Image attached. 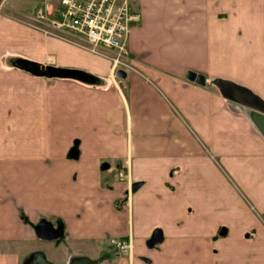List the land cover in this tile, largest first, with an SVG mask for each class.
I'll use <instances>...</instances> for the list:
<instances>
[{"label":"crops","instance_id":"1","mask_svg":"<svg viewBox=\"0 0 264 264\" xmlns=\"http://www.w3.org/2000/svg\"><path fill=\"white\" fill-rule=\"evenodd\" d=\"M4 2L21 14L45 0ZM131 7L141 18L133 69L117 85L111 62L78 36L0 17V62L9 54L84 76L0 81V107L13 115L0 126V264H264V132L215 84L264 101V0Z\"/></svg>","mask_w":264,"mask_h":264},{"label":"built area","instance_id":"2","mask_svg":"<svg viewBox=\"0 0 264 264\" xmlns=\"http://www.w3.org/2000/svg\"><path fill=\"white\" fill-rule=\"evenodd\" d=\"M140 19L131 0H45L35 10L31 28L62 39L69 33L78 36L82 48L111 62L110 79L117 85L119 71L133 69L129 40ZM118 176L128 177V168L120 169ZM113 243L122 254L130 253V242Z\"/></svg>","mask_w":264,"mask_h":264},{"label":"rangeland","instance_id":"3","mask_svg":"<svg viewBox=\"0 0 264 264\" xmlns=\"http://www.w3.org/2000/svg\"><path fill=\"white\" fill-rule=\"evenodd\" d=\"M33 15L34 12L32 9L22 10L21 14H18L14 11L11 5H9L8 3L5 4L4 0H0V17L14 19L17 23L21 24L22 26L31 28L34 23ZM9 58L13 57L8 54L5 56V60L0 62V70L5 71L4 79L0 78V81L1 84H5V86L12 85L18 82L19 77H17V73L21 74V83L23 85H41L51 83V81L57 79H68L57 75V71H55L54 68L47 66L46 64L30 62L23 58H21L20 60H18L19 58H16L15 62L13 63L14 59H11L9 61ZM69 79L79 80V78L74 77ZM2 81H4V83ZM5 115L6 117H4V109L0 107V126L1 124L3 125L4 123H6V127L9 125L10 129V124H12L13 122L12 108L9 110L8 115ZM5 130H8V128H5ZM5 133L9 135V133L12 132L5 131ZM7 143L12 146V139Z\"/></svg>","mask_w":264,"mask_h":264},{"label":"water","instance_id":"4","mask_svg":"<svg viewBox=\"0 0 264 264\" xmlns=\"http://www.w3.org/2000/svg\"><path fill=\"white\" fill-rule=\"evenodd\" d=\"M54 71V70H52ZM57 71L56 74L60 75L62 77L65 78H79V79H83L84 76L83 74H80L78 72H74V73H67L65 71L62 70H55ZM119 77L120 78H126V72L124 71H119ZM187 79H189L190 81L193 82H197L198 84L201 85H205L206 84V80L203 76H198L197 74L190 72L187 74ZM216 86L218 87V89L220 90L221 94L228 100L238 103L252 111H254L258 117H259V122L261 125V128L264 132V101L259 98L258 96L254 95L253 93H251L250 91L244 89V88H240L238 86H235L231 83L228 82H224V81H217ZM79 142H75V146L73 147V149L70 152L69 157L72 159H77L78 155H79ZM139 187L138 184H135L132 188V191H135L137 188ZM38 233H41L43 236H49L45 233H43V228L38 229ZM160 232H155V234L153 235L152 239H151V243L153 245L159 243L162 239L161 234H159ZM53 237V235H50L49 237Z\"/></svg>","mask_w":264,"mask_h":264}]
</instances>
